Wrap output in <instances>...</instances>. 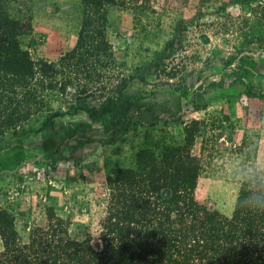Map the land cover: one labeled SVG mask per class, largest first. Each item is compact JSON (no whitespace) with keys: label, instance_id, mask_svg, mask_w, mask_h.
<instances>
[{"label":"rangeland","instance_id":"rangeland-1","mask_svg":"<svg viewBox=\"0 0 264 264\" xmlns=\"http://www.w3.org/2000/svg\"><path fill=\"white\" fill-rule=\"evenodd\" d=\"M9 12L29 18L21 46L43 70L74 47L81 0H29ZM105 34L118 69L133 75L125 92L146 118L116 141L109 115L83 112L42 128L43 112L1 135L0 209L23 239L46 207L82 238L110 172L182 144L186 130L201 161L197 199L230 214L240 180H264L256 170L264 155V0H119L108 7Z\"/></svg>","mask_w":264,"mask_h":264},{"label":"trees","instance_id":"trees-1","mask_svg":"<svg viewBox=\"0 0 264 264\" xmlns=\"http://www.w3.org/2000/svg\"><path fill=\"white\" fill-rule=\"evenodd\" d=\"M27 1L0 0V136L43 112L42 128L79 112L109 115L113 141L144 122L143 104L125 92L133 75L118 69L106 39L108 7L119 0H81L76 43L48 71L21 46L29 18L9 12L12 3ZM191 139L186 130L182 144L113 169L99 213L80 239L52 207L26 239L15 217L0 209V264H264V180L244 176L230 214L197 199L201 161Z\"/></svg>","mask_w":264,"mask_h":264},{"label":"clouds","instance_id":"clouds-1","mask_svg":"<svg viewBox=\"0 0 264 264\" xmlns=\"http://www.w3.org/2000/svg\"><path fill=\"white\" fill-rule=\"evenodd\" d=\"M256 170L260 173H264V155H261L256 162Z\"/></svg>","mask_w":264,"mask_h":264}]
</instances>
